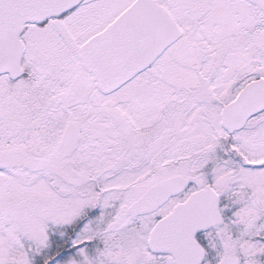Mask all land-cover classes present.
I'll list each match as a JSON object with an SVG mask.
<instances>
[{
	"label": "snow or ice",
	"instance_id": "1",
	"mask_svg": "<svg viewBox=\"0 0 264 264\" xmlns=\"http://www.w3.org/2000/svg\"><path fill=\"white\" fill-rule=\"evenodd\" d=\"M0 264H264V0H0Z\"/></svg>",
	"mask_w": 264,
	"mask_h": 264
}]
</instances>
